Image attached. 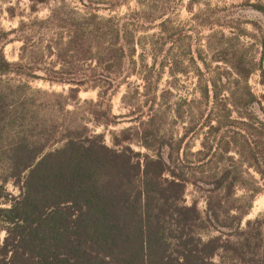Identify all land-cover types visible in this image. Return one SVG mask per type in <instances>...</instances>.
Masks as SVG:
<instances>
[{"label":"trees","instance_id":"1","mask_svg":"<svg viewBox=\"0 0 264 264\" xmlns=\"http://www.w3.org/2000/svg\"><path fill=\"white\" fill-rule=\"evenodd\" d=\"M60 17L52 13L0 36V76L70 86L67 95L27 96V86L0 84V204L7 206L0 207V264H217L216 257L228 264H264L261 221L241 226L256 196L264 194V141L251 137L264 133V122L246 125L245 133L233 131L241 140L223 138L216 153L210 152L213 142L202 144L198 164L174 153L149 115L137 131L146 153L130 147V130L114 135L109 147L104 133L96 134L85 121L108 127L126 118L114 116L110 103L133 71V33L121 19ZM55 21L59 26L42 45ZM14 40L23 43L22 54L11 63L3 46ZM49 56L56 61L46 64ZM257 67L240 59L235 70L246 84ZM143 79L152 109L158 78ZM88 89L98 90L97 101L80 106L79 93ZM246 94L254 101L248 88ZM203 97L209 98L206 88ZM69 102L72 112L66 110ZM50 107L72 121L41 118ZM144 115L126 119L141 122ZM233 144L247 151L236 152L239 160L229 155ZM195 166L208 171L197 178ZM242 166L253 169L261 184L249 174L246 179ZM9 182L18 196L6 191ZM188 186L205 194V214L197 200L186 203ZM208 230L217 236L205 237Z\"/></svg>","mask_w":264,"mask_h":264},{"label":"rangeland","instance_id":"2","mask_svg":"<svg viewBox=\"0 0 264 264\" xmlns=\"http://www.w3.org/2000/svg\"><path fill=\"white\" fill-rule=\"evenodd\" d=\"M52 13L62 18L95 15L102 19H121L122 24L133 33L136 54L134 63L129 64L133 71L112 97L111 112L120 118H131L144 111V118L141 122L120 119L123 122L108 127L85 121L96 134L104 133L109 147H113L114 135L130 130V147L135 152L146 153L139 144L137 131L141 124L147 122L149 115L153 116L151 126L159 138L171 145L180 158L186 157L198 164L199 157L195 155L205 150L202 144L213 142L210 152H218L216 145L223 138L233 142L241 140L233 131L245 133L246 125L264 122V0H0V36L17 30L21 24L42 22ZM53 24L52 31L39 42L42 45L54 35L60 22ZM38 27L36 34L41 32ZM13 37L10 35L9 39ZM22 45L20 40L4 45L6 60L18 62ZM46 58V64L56 61L55 57ZM240 59L258 66L246 84L235 70ZM81 69L86 70L84 67ZM147 77L150 80L158 78L152 109H148L150 92L143 79ZM0 84L4 88L20 84L27 86L32 90L22 92L27 96L33 91L67 95L70 88L14 74L0 76ZM246 87L254 96V101L246 94ZM205 88L209 93L208 99L203 97ZM97 94L96 89L81 91L80 106L84 105V101L96 102ZM46 99L51 100L49 97ZM74 108V103L69 102L66 110L72 112ZM49 109L40 113L41 118L58 124L72 121L71 115L61 114L51 107ZM78 118H83V113ZM251 137L264 141V133L252 132ZM235 148L233 144L228 152L239 160L236 152L245 154L247 151ZM205 171H208L207 167L201 166L192 170L197 178H202ZM242 171L246 173L243 175L246 179L250 175L261 184L253 169L242 166ZM5 188L12 196L19 195L18 188L11 182ZM236 195L241 197L243 191L238 190ZM185 200L188 205L197 200L199 210L205 214L206 198L202 191L188 186ZM0 207L7 206L0 204ZM254 220L261 221L264 232L263 193L256 196L242 222V229L246 228V222ZM1 228L0 225V238L3 239ZM252 228L257 229L258 226ZM207 236H217V233L208 230L205 233ZM214 262L228 264L217 257Z\"/></svg>","mask_w":264,"mask_h":264}]
</instances>
